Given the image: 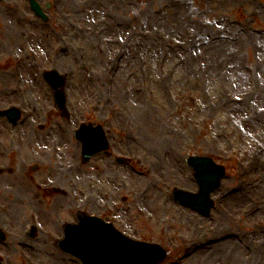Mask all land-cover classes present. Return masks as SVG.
<instances>
[{"label": "rangeland", "instance_id": "rangeland-1", "mask_svg": "<svg viewBox=\"0 0 264 264\" xmlns=\"http://www.w3.org/2000/svg\"><path fill=\"white\" fill-rule=\"evenodd\" d=\"M37 1L52 3L48 23L27 0L0 2V110L23 119L15 129L0 119V157L50 153L56 135L86 180L80 199L163 247L161 264H264V0ZM44 70L66 77L68 118ZM84 122L102 124L110 145L87 164L72 137ZM195 155L226 170L208 216L171 198L197 190Z\"/></svg>", "mask_w": 264, "mask_h": 264}, {"label": "flooded vegetation", "instance_id": "flooded-vegetation-1", "mask_svg": "<svg viewBox=\"0 0 264 264\" xmlns=\"http://www.w3.org/2000/svg\"><path fill=\"white\" fill-rule=\"evenodd\" d=\"M51 140L50 155L32 150L27 160L0 157V264H73L61 249L65 228L88 216L111 222L110 208L80 199V183L86 180L69 161L73 154L60 155L64 143L56 135ZM11 148L24 149L15 143Z\"/></svg>", "mask_w": 264, "mask_h": 264}, {"label": "water", "instance_id": "water-1", "mask_svg": "<svg viewBox=\"0 0 264 264\" xmlns=\"http://www.w3.org/2000/svg\"><path fill=\"white\" fill-rule=\"evenodd\" d=\"M29 4L34 14L46 21L39 5L34 0H29ZM43 78L49 83L54 91V99L57 107L61 110L65 106L63 94V85L65 79L58 75L56 71L44 72ZM8 115V114H7ZM15 123L16 114L13 115ZM75 137L82 145L83 162H87L91 156L106 149L107 142L104 133L100 127L93 128L91 125H81L76 132ZM187 163L194 171V178L199 187L197 194L184 192L181 190L174 191V199L182 205H187L199 211L202 214H208L212 206L209 195L219 186V181L223 177V169L216 166L211 159L191 157ZM116 235V236H115ZM112 235L110 242H106V252L104 253V244H101L102 253L93 254L90 252V245L94 243L90 239L89 249L78 255L83 264H158L163 261L166 253L155 244L139 243L131 241L119 235ZM82 247V243H80Z\"/></svg>", "mask_w": 264, "mask_h": 264}, {"label": "bare ground", "instance_id": "bare-ground-1", "mask_svg": "<svg viewBox=\"0 0 264 264\" xmlns=\"http://www.w3.org/2000/svg\"><path fill=\"white\" fill-rule=\"evenodd\" d=\"M18 35H19L20 37H22V34L18 33Z\"/></svg>", "mask_w": 264, "mask_h": 264}]
</instances>
